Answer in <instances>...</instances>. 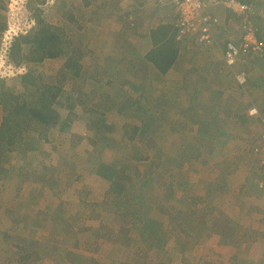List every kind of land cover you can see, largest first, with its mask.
I'll return each mask as SVG.
<instances>
[{
  "label": "rangeland",
  "instance_id": "rangeland-1",
  "mask_svg": "<svg viewBox=\"0 0 264 264\" xmlns=\"http://www.w3.org/2000/svg\"><path fill=\"white\" fill-rule=\"evenodd\" d=\"M44 1L0 0V17L3 18V29L0 31V81L4 82L5 99L12 95H28L29 101L33 99L32 94H35L33 91L35 88L30 83L25 84L23 80V77L33 75L36 79L35 87L39 91L45 86L53 87V91L58 94L61 102L60 106H62L58 107V114L52 122L41 125L37 121H32L25 127L23 134L25 151L8 150L2 156L5 168H0V264H9L8 260L4 258L16 261L17 258L24 255V252L30 254L26 264L50 263L47 260L57 245L48 246L50 244L47 236L48 230L29 228L31 221H37L38 216L29 211L25 212L26 204L31 200V195L37 194L41 189L37 185L43 183L39 181L43 180L42 177L65 174L68 176L65 185H69L70 179L80 175L83 169L80 164L83 149L77 151L75 149L83 141L73 131L71 133V128L68 127L67 119L72 107L68 101L69 99L77 101L87 95H93L95 100L98 99V96L99 99H103L100 89L104 87V84L101 81L110 79L112 72L116 73L122 70V67L127 69L131 66L128 64L126 56L131 55L132 51L137 48V40L133 37L141 29V27L132 29L121 23V18L133 10L134 0H114L108 6L102 1L103 16H107L106 20L109 19L111 12L115 15L111 16V24L108 25L107 21L105 23L99 21L95 28L87 26V23L83 21V13L90 14L89 8L95 6V2L100 0ZM156 1L142 0L152 8L158 7ZM168 1L173 3L171 0ZM252 1L257 7V13L253 16L254 22L258 27L260 26L264 37V0ZM38 9L41 10L42 15L44 13L43 17L46 22L64 31V35H62L64 41H71L72 45L69 47L70 50L68 48V56L71 55V60L77 62L79 69H66L67 56L64 55L45 58L41 63L32 62L26 54L22 56L19 64H16L12 59L11 52L21 35H26L30 39L35 36L33 31L36 25L34 15H41ZM209 12L215 16L222 12L236 25L235 13L232 14L223 6L210 7ZM117 14L120 15L118 19ZM170 15L175 17V13ZM163 17L161 23L166 22ZM236 18L238 17L236 16ZM158 19H144L143 22L147 23L145 25L152 23V29L156 27L154 24L160 23ZM99 24L100 27H98ZM159 27L160 25H158ZM194 45L201 50L205 48L200 53L203 59H206L207 57L204 55L209 53L213 59L212 62L208 61L210 67L201 63L205 66L206 75L201 66H197L195 71L199 73L202 80L195 77V71L193 73L191 71L189 76L181 75L184 72L180 73V68L182 70L184 67L194 69L193 64H197L192 53L194 46L189 44L190 47L184 45V50H182V54L185 55L184 59L173 63L166 78L161 81L162 83L153 78L149 81L148 86L144 87L145 85H143L144 89L140 90L141 95L151 94L156 97L162 107L155 108L160 111L159 115L143 113L146 118L135 120L137 124L141 125V130L149 127L150 130L143 137L144 142L141 140V136V138L136 137L142 148L135 146L130 141L131 148L126 152L136 156L142 154L143 158L146 156L145 159L152 161L153 166L156 163L165 162L162 171L166 166L171 171H178L177 177L183 180L186 185L179 184L178 186L173 180L170 182L168 194H173L178 189L187 201H181V204L185 206L184 212L172 209L174 215H171L174 219H171L172 222L164 227L161 223L166 217L159 215L156 203L153 204L151 201L153 198L138 195L137 198L135 196L126 199L123 204H120L119 213L114 214L127 219L130 223L133 222L131 236L137 238L139 236L138 240L132 238L136 242L131 243L127 240L129 238L127 235L121 240L123 242L119 247L122 254L131 259L133 264H177L174 260L177 250L180 253L179 257L183 256L178 264H231L228 262V259L232 260L230 252L221 259L217 243L212 242L213 244L210 245H207V242L200 243L207 237L204 234V227L202 233L198 219H203L208 224L225 221L217 211H215V216L213 212L208 215L201 213L205 210L210 212L218 203L222 206L234 207L236 213L233 214L231 223L233 221L242 224L246 222L258 226L259 216L254 214L252 207L263 206L264 208V191L261 198L262 205L253 204V200H251L259 189V182L264 183V172H261L263 169L259 168L260 166L257 164L259 156L255 152L253 153L252 148L262 129L255 118L248 119L249 116L247 117L245 114L248 115L251 103L258 105L257 108L260 111H264V90H259V86L251 85V81L248 82L246 88L235 85L230 69L227 70L225 66H222V59L218 58L216 53V50L219 51L218 45L210 47L211 49L197 43ZM27 50L28 48L25 47L24 51L27 52ZM210 50L215 51L209 52ZM132 56L137 63L138 58ZM189 57L190 60H186ZM256 65L257 62L247 68L248 74H251V71L258 75L261 73ZM187 69L185 72H188ZM157 71L162 72L160 69ZM256 77L251 78L255 79ZM203 79L209 82L205 83ZM104 93L108 94V92ZM140 94L132 95V101L139 100ZM84 101L86 102L87 99ZM177 101H179V106L186 108L184 111L178 109ZM233 111L235 112L234 117L231 115ZM177 115L179 116L177 117ZM207 115L212 119H209ZM218 115L220 116L219 126H214V130L217 132L212 133L208 130V122L213 121L215 124ZM1 121L2 113L0 112V124ZM137 124L127 128L135 131L139 128ZM152 132L154 141L151 140ZM115 152L117 153V151ZM228 164L230 165L226 166ZM156 167L159 168V166ZM226 174L238 175L239 178L232 180L231 176L227 178ZM37 177H39L38 180L33 183V179L36 180ZM33 184H35L34 187ZM241 185L248 189L246 192L242 191V196L249 197L248 200L243 199V204H239L242 208H239L235 206L236 202L233 200L235 194L232 189ZM116 189L118 190L119 187L116 186ZM191 193H193V197L204 199L208 203L197 202ZM133 204L136 206L133 207V211H135L134 215L137 220L130 215V212L133 211L127 212V210H131ZM237 208L241 209L240 212H237ZM191 210L193 212H190ZM61 214L62 222L69 221L62 210ZM189 215L196 218H193V221L188 220ZM62 218H66V220ZM178 222L182 224L183 231L173 234L172 240L168 241L167 236L170 231L168 227L171 225L177 227ZM56 223L59 221L57 220ZM22 226L25 229H21ZM164 229H166L165 232H163ZM15 233L28 238L29 241L23 238L17 240ZM181 233L184 238L183 247H180L181 238L177 237ZM6 243L11 244L13 248L4 255L3 246ZM188 253H190L189 257L186 256ZM160 257L163 260L168 257L167 263H164ZM63 262L69 264V262Z\"/></svg>",
  "mask_w": 264,
  "mask_h": 264
},
{
  "label": "crops",
  "instance_id": "crops-1",
  "mask_svg": "<svg viewBox=\"0 0 264 264\" xmlns=\"http://www.w3.org/2000/svg\"><path fill=\"white\" fill-rule=\"evenodd\" d=\"M113 1L114 0L96 1L95 6L90 7L88 10L91 11L90 14H86V12L83 13V21L87 23V26L95 28L99 21H103V23L107 21L108 25L111 24V16L115 15V13L111 12L108 17L109 19L106 20L107 16H103L102 3L108 6ZM134 1L135 6L133 7V10L126 13L125 16L121 18V23L129 28L133 29V27H141V29L137 31L138 33L135 35L136 37H133L137 40V48L132 51L131 55L126 56L128 64L131 66L127 69H125L126 67H122V70L119 72H112L110 79L107 78L106 80L101 81L104 84V87L100 89L103 99H99L98 96V99L95 100L93 99V95H87L85 98L78 99L77 101H73L72 99H69L68 101L69 104H71L70 106H72L67 119L68 127L71 128V133L73 131L80 136L79 138L83 141L82 144L75 149L76 151L83 149L80 161L83 169L81 170L80 175L70 179L69 185H65V180L68 178L65 174L60 176L50 175L42 177L43 180H39L43 182L41 183L42 186L41 184L37 185L39 188L41 187V189H39L40 191L38 190L37 194L31 195V200L26 204L25 212L29 211L38 216L37 221H31L29 228L34 230H48L47 236L50 243L48 246L52 244L57 245L47 260L50 262L49 264H64L63 261H66V263L69 262V264H74V262L75 264H133L134 262L128 257H125L119 250L120 244L123 242L121 240L127 235H129L127 240L131 243L136 242V240L134 241L132 238H137L131 236L133 222L130 223L127 219L114 214L119 213L120 204H123L126 199H131L135 196L137 198L138 195L153 198L151 201L153 204L156 203V210L159 211V215H165L166 217L161 223L163 227L164 225H169L172 222L171 219H174L172 216L174 215L172 209L181 213L185 209V206L181 204V201L184 202L187 201V199L182 196L180 190L176 189L175 193L168 194L171 181L175 180V184H178V186L179 184L186 185L183 180L177 177L178 171H171L167 169V166L162 171L165 162H159L160 164L158 168L156 167L157 165L153 166L154 163H152V161L145 159L146 156L143 158L142 154L136 156L126 152V150L131 148L129 145L130 141H132L135 146L137 145L139 148H142V146L138 144L136 137H142V140L143 137H145L146 132H149L150 130V127L141 130V125L137 124L135 120L146 118L143 113H147V115L151 113L157 115L160 114V111L155 109L162 107L160 103L157 102L158 99L151 94L141 95L140 90L148 86L149 81L153 78L158 79L160 83H162L161 81L166 78L170 71L169 70L166 74L157 71V67L147 60V55L153 48V41L150 37V32L157 28L158 25L171 26L173 15L171 17L170 14H174L172 12L174 8L173 3H169L168 0H161L159 2L157 0L156 3L158 4V7L153 8L148 6L147 2H142V0ZM248 1L249 0H247V2ZM163 3H165L164 6ZM121 6L122 3L120 4V7ZM222 15V12L218 15L220 17V22L219 25L214 28L217 42L214 45H218L219 51L216 50V53L219 56L218 58L222 59V66H225L228 70L223 56L225 44L227 40H234L230 37L238 38L237 40H239L242 28L237 23L236 25L233 24L232 20L228 17ZM119 16L120 15H118L117 19ZM162 17L166 22L161 23ZM155 18H159L158 21H160V23L154 24L156 27H153L152 29V23L145 25L147 23L143 22L144 19L151 20ZM98 27H100V24ZM228 31L230 34L227 33ZM261 39H263V37ZM193 46L192 53L193 57L197 60V64H193L194 69H187L184 67L182 70V68H180V73L184 72L181 75L185 74L189 76L191 75V71L193 73L197 70V66L200 65L206 75L204 65L210 67L208 61L212 62L213 60L212 57L209 56L211 53L204 55V57L207 58L203 59L201 57L202 54L200 53L201 51H204L205 48L204 50H201L194 44ZM177 47L179 50L176 61L178 62L183 60L185 55L182 54L184 46L177 44ZM189 47L185 46L187 49H189ZM210 47L209 49H211ZM213 51L215 50H210L209 52ZM132 55L138 58L137 63H135V59ZM190 57L186 60H190ZM201 63L204 65H201ZM185 69H187L186 71L188 72H185ZM194 73L198 80H202L197 71ZM248 75L252 82L251 85L254 87L255 85L256 87L259 86V90H264V78L262 73H259L258 75L252 72V74ZM109 76L110 74L108 77ZM207 76L209 75L207 74ZM251 77L256 78L253 79ZM203 81L205 83L209 82L204 79ZM143 85L145 86L143 87ZM104 92H108V94L106 95ZM134 94L141 95L139 100L132 101L131 97ZM85 99H87L86 102L84 101ZM177 102L178 109L184 111L186 108L179 106V101ZM234 113V111L231 112L232 117H234ZM178 116L179 115H177V117ZM207 117L212 119L209 115H207ZM219 117L220 116L218 115V118L215 119V127L217 125L219 126ZM135 124L139 127L137 128V135L134 131L127 128L131 125L135 126ZM211 126L214 127L213 121L208 122V127ZM131 134L134 138L129 136ZM151 140L154 141L153 132ZM115 151H117V153ZM229 165L230 164L226 166ZM229 176L231 175L226 174L227 178ZM38 178L39 177H37V179L35 178L36 180L33 179V183H36ZM236 178H239L238 175L231 176L232 180ZM34 186L35 184H33V187ZM116 186L119 187L118 190L116 189ZM247 190L248 189L243 187V185L234 188V190L232 189L235 196H237H233V200L236 202V207L242 208L239 204H243V199L248 200L249 196H242V191L246 192ZM263 191L264 190H261V187H259L256 195H252L254 197L251 199L253 200V204L262 205L261 198L263 197ZM191 196H194L193 193H191ZM193 198L197 202H206L204 199H198L197 197ZM134 206L135 204H133L131 210H127V212L133 211ZM215 206L216 207L210 210V212L209 210H205L204 212L201 210V212H203L201 214L208 215L213 212L215 216V211H217L218 215L225 222L218 224L207 223V231L204 234L205 236H208H206L207 238L203 239L200 243L203 244L207 242V245L213 244L212 242L217 243V247L221 252V259L230 252L229 254H231L232 260L228 259V262L231 264H264L263 206H251L254 214L259 216L258 226L246 222H243V224L236 223L234 221L233 226V223L230 221H232L233 214L236 213L234 207L226 205L222 206L218 203H216ZM239 208L236 209L237 212H240L241 209ZM61 210L65 217L69 218V221H61ZM190 212L193 211L191 210ZM131 215H133V212ZM62 219L66 220V218ZM57 220L59 223H56ZM161 225L160 229L162 227ZM177 227H175V225L168 227L171 231V233L170 231L168 233L170 239L167 236L168 241L172 240L173 234L183 231L182 224H177ZM195 228L196 227H194V229ZM21 229H25L24 226H22ZM165 230L166 229H164L163 232H165ZM15 234L17 240L23 238L29 241L28 238L22 237L18 233ZM177 237L181 238L180 247H183V233L177 235ZM138 239L139 236L137 240ZM3 247L4 255L8 254L13 248L9 243H6ZM183 249L182 252H184ZM23 254L24 255H21L16 261L9 258L4 259H7L9 264H18L19 262H21L20 264H26L30 254L28 252H24ZM179 255L180 253H178L177 250L176 257L174 256V260L177 264L183 258V256L179 257ZM189 255L190 253L186 256L189 257ZM160 258L163 260L162 257ZM167 261L168 257L163 260L164 263H167Z\"/></svg>",
  "mask_w": 264,
  "mask_h": 264
},
{
  "label": "trees",
  "instance_id": "trees-1",
  "mask_svg": "<svg viewBox=\"0 0 264 264\" xmlns=\"http://www.w3.org/2000/svg\"><path fill=\"white\" fill-rule=\"evenodd\" d=\"M241 2L254 4V2L251 0H249L248 2L247 0H241ZM39 10L40 9H38V11ZM172 12L175 13V11L173 10ZM40 14L41 15L38 14L34 15L36 25L34 26L33 31L35 36L33 37V39H30V37L26 35L23 36L21 35L19 41L15 43V46L11 52L12 59L16 62V64H19L22 56L26 54L29 60H31L32 62L41 63L45 58H54L64 55L67 56V60L65 62L66 69L68 70L73 68L79 69V65L77 64V62L71 60L72 58L71 55L68 56V51L70 50L69 47L72 45V43L71 41L67 42L66 40L64 41L62 39V35H64V31L46 22V20L43 17L44 13L42 15L41 10H40ZM234 17L237 20L236 23L240 25L241 23L240 19L236 18V16ZM173 20L174 23H171V26H160L159 28L157 27L150 32L151 33L150 37L153 41V48L147 55V60L153 63L155 67H157V69H160L163 72V74H166L170 70L171 66L178 58L179 49L177 47V44L179 43L175 39L177 33V27L175 26V17L173 18ZM2 24H3V18L0 17V31L3 29ZM260 37L262 38L263 35L260 34ZM25 47L28 48L27 52L24 51ZM262 59H264V53L251 58L248 61V64L244 65L247 75L249 73L247 68L250 65L254 64L255 62H257L256 67L261 71L264 78V62L261 65ZM237 68L240 69L241 66L237 65ZM231 75L233 76L232 77L233 83L235 85H238V87H241V85L239 86V84L237 83L235 75H233L232 72ZM23 80L25 81V84L30 83L32 87L35 88V90H33L35 94H32L33 99H31L30 101L27 99L28 95H17V96L12 95L8 99H5L4 96L5 93L3 92L4 82L0 81V107L2 108L1 109L2 121L0 124V168L2 169L5 168L3 166L2 156L6 151L8 150L12 151L14 149H18L19 151H25V147H24L25 139L23 135L25 127L28 126L29 123L32 121H37L40 124L42 123L48 124L49 122H52L58 114L57 111L58 107L60 108L62 107L60 106L61 102L58 98V94L53 91L54 90L53 87L45 86L43 89L39 91V89L35 87L36 79L34 78L33 75L25 76L23 77ZM247 80L248 82L250 81L249 75ZM251 106L259 107L254 103H251L250 107ZM261 113H263L262 115H264V111H261ZM249 118L250 117H248V119ZM260 118H255L259 122V124L261 121ZM208 130L212 133L217 132L214 130L213 126L208 127ZM134 132L136 134L137 129H135ZM131 137L134 138L133 136ZM159 164L160 163H156L157 166H159ZM131 213L132 212H130V215ZM131 216L136 217L134 215V211H133V215ZM193 218L196 217L195 216L193 217V215H189L188 220L193 221ZM198 220L201 224L200 225L201 229L204 227L206 232L207 231L206 228L208 225L207 221L203 219H198ZM179 224L181 225V223Z\"/></svg>",
  "mask_w": 264,
  "mask_h": 264
},
{
  "label": "built area",
  "instance_id": "built-area-1",
  "mask_svg": "<svg viewBox=\"0 0 264 264\" xmlns=\"http://www.w3.org/2000/svg\"><path fill=\"white\" fill-rule=\"evenodd\" d=\"M175 11V26L177 27L176 40L182 44L197 43L207 47L216 44L214 28L219 25V17L209 12L210 7L223 6L235 13L240 19L242 28L239 40H227L224 49L226 66L235 75L241 87L248 84V75L244 65L248 61L264 53V39L259 37L260 29L254 22L257 7L253 4L243 3L241 0H173ZM240 65L241 68H237ZM261 111L251 106L248 116L260 118L261 133L254 142L253 153L259 156L258 165L264 172V115ZM260 116V117H259ZM262 156V157H261ZM259 187L264 189V183L259 182Z\"/></svg>",
  "mask_w": 264,
  "mask_h": 264
},
{
  "label": "clouds",
  "instance_id": "clouds-1",
  "mask_svg": "<svg viewBox=\"0 0 264 264\" xmlns=\"http://www.w3.org/2000/svg\"><path fill=\"white\" fill-rule=\"evenodd\" d=\"M253 5H255L256 6V4L254 3ZM258 10H259V8H258ZM255 13H257V12H255ZM257 16H259V15H257ZM220 18V17H219ZM216 28V27H215ZM259 34H261V35H263V32L261 31V33H259ZM175 39H176V37H175ZM264 39V38H263ZM179 43V42H178ZM180 45H182V46H184V45H187V46H189V44L190 45H193L194 44V42H193V44L192 43H189V44H182V43H179ZM214 46V45H213ZM213 46H211V47H213Z\"/></svg>",
  "mask_w": 264,
  "mask_h": 264
}]
</instances>
